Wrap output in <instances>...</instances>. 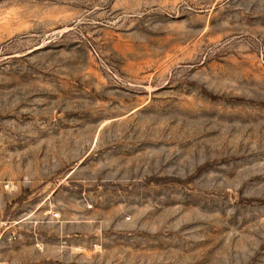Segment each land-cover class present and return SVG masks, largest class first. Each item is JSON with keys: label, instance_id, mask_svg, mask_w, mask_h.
<instances>
[{"label": "rangeland", "instance_id": "1", "mask_svg": "<svg viewBox=\"0 0 264 264\" xmlns=\"http://www.w3.org/2000/svg\"><path fill=\"white\" fill-rule=\"evenodd\" d=\"M0 264H264V0H0Z\"/></svg>", "mask_w": 264, "mask_h": 264}]
</instances>
